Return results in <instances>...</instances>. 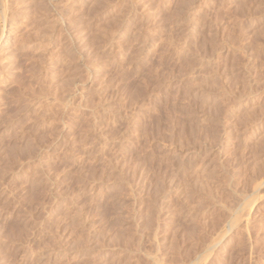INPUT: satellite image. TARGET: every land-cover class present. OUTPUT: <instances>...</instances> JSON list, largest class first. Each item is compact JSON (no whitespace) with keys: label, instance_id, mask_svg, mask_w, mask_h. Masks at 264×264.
Wrapping results in <instances>:
<instances>
[{"label":"rangeland","instance_id":"374dc122","mask_svg":"<svg viewBox=\"0 0 264 264\" xmlns=\"http://www.w3.org/2000/svg\"><path fill=\"white\" fill-rule=\"evenodd\" d=\"M13 1L0 264H264V0Z\"/></svg>","mask_w":264,"mask_h":264},{"label":"bare ground","instance_id":"6f19581e","mask_svg":"<svg viewBox=\"0 0 264 264\" xmlns=\"http://www.w3.org/2000/svg\"><path fill=\"white\" fill-rule=\"evenodd\" d=\"M20 1H21V0H20ZM30 1H32V0H29V4H30ZM34 1H35V0H34ZM0 2H2V0H0ZM6 2H7V1H5V4H4V5L7 4ZM14 2H15V0L13 1V3H14ZM17 2H18V1H17ZM93 2H94V1H93ZM100 2H102V1H100ZM3 3H4V2H3ZM8 3H9V2H8ZM10 3H11V1H10ZM19 3H20V2H19ZM21 3H23V2H21ZM24 3H25V2H24ZM24 3H23V4H24ZM26 3L28 4V0H27ZM26 3H25V4H26ZM31 3H32V2H31ZM33 3H35V2H33ZM42 3H43V2H42ZM187 3H188V2H187ZM16 4H17V3H16ZM27 4H26V5H27ZM29 4H28V5H29ZM35 4H36V3H35ZM44 4H45V3H44ZM90 4H91V3H90ZM94 4H95V3H94ZM188 4H189V3H188ZM9 5H10V4H9ZM9 5H8V6L6 5V7H5L6 10H7V9H8V10L10 9L11 5H10V7H9ZM17 5H18V4H17ZM19 5H22V4H19ZM28 5H27V6H28ZM50 5H51V4H50ZM23 6H24V5H23ZM27 6H25V7H27ZM40 6L43 7L41 4H40ZM45 6H46V5H45ZM7 7H9V8H7ZM14 7H15V6H14ZM17 7H18V6H17ZM20 7H21V6H20ZM28 7H29V6H28ZM34 7H35V5H34ZM12 8H13V7H12ZM18 8H19V7H18ZM38 8H39V7H38ZM14 9H15V8H14ZM23 9H24V8H23ZM25 9H26V8H25ZM31 9H32V8H31ZM39 9H40V8H39ZM1 10H2V9H1ZM10 10H11V9H10ZM19 10H20V9H19ZM37 10H38V9H37ZM13 11H14V12H13ZM17 11H18V10L16 9V12H17ZM2 12H3V11H2ZM2 12H0V13H1V16H2V14H3ZM5 12H6V11H5ZM7 12H8V11H7ZM11 12L16 13L15 10H11ZM20 12H22V10L19 11L18 13H20ZM37 12H38V11H37ZM23 13H24V12H23ZM33 13H35V12H33ZM38 13H39V12H38ZM7 14H8V13H7ZM24 14H25V13H24ZM39 14H40V13H39ZM134 14H135V13H134ZM8 15H9V14H8ZM10 15H11V14H10ZM5 16H7V15H5ZM15 16H16V15H15ZM17 16H18V15H17ZM17 16H16V20H17ZM34 16H36V15L34 14ZM7 17H8V18H10V17L13 18V16H10V17L7 16ZM7 17H6V18H7ZM26 17H27V16H26ZM3 18H5V17H3ZM3 18H1V19H3ZM8 18H7V19H8ZM18 18H19V17H18ZM10 19H11V18H10ZM5 20H6V19H5ZM14 20H15V19H14ZM16 20H15V21H16ZM1 21H2V20H1ZM6 21H7V20H6ZM18 21H19V20H18ZM21 21H22V20H21ZM37 21H38V20H37ZM2 22H3V21H2ZM11 22H12V21H10V23H9L10 25H11ZM32 22H33V21H32ZM4 23H5V21H4ZM36 23H37V22H36ZM2 25H3V23H2ZM10 27H14V26H10ZM3 28H4V27H3ZM0 32L3 33V30L0 31ZM127 33H128V32H127ZM131 33H132V31H131ZM121 35H122V34H121ZM1 36H2V35H1ZM2 37H3V36H2ZM2 37H1V38H2ZM1 38H0V39H1ZM117 39H118V38H117ZM120 40H121V39L116 40V41L114 42V47H113V48L116 49L117 51H119L120 48H121V46H123L122 43H121L122 41H120ZM14 44H15V43H14ZM123 44H124V43H123ZM112 45H113V44H112ZM119 52H120V51H119ZM119 52H117V53H119ZM0 53H1V52H0ZM121 53H122V52H121ZM2 61H3V60H2ZM0 70H1V69H0ZM0 93H1V92H0ZM29 147H30V146H29ZM14 148H16V147H14ZM14 148H13V149H14ZM11 149H12V148H11ZM13 149H12V150H13ZM27 149H29V148H27ZM14 150H15V149H14ZM14 150H13V151H14ZM234 222H235V221H234ZM80 243H81V242H80Z\"/></svg>","mask_w":264,"mask_h":264}]
</instances>
